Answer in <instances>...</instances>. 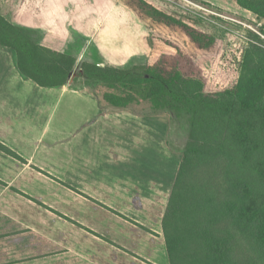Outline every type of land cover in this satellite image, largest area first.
I'll list each match as a JSON object with an SVG mask.
<instances>
[{"label": "crops", "instance_id": "obj_1", "mask_svg": "<svg viewBox=\"0 0 264 264\" xmlns=\"http://www.w3.org/2000/svg\"><path fill=\"white\" fill-rule=\"evenodd\" d=\"M13 58L0 46V144L20 157L0 149V264H170L172 115L110 106L72 79L41 87Z\"/></svg>", "mask_w": 264, "mask_h": 264}, {"label": "trees", "instance_id": "obj_2", "mask_svg": "<svg viewBox=\"0 0 264 264\" xmlns=\"http://www.w3.org/2000/svg\"><path fill=\"white\" fill-rule=\"evenodd\" d=\"M234 1L264 18V0ZM258 31L247 30L237 83L211 92L195 76L167 79L145 65L84 62L75 70L74 56L34 42L0 14V46L13 52L25 79L41 87L76 76L107 85L146 80L158 86L153 113L189 116V140L161 222L170 264H264V24Z\"/></svg>", "mask_w": 264, "mask_h": 264}, {"label": "rangeland", "instance_id": "obj_3", "mask_svg": "<svg viewBox=\"0 0 264 264\" xmlns=\"http://www.w3.org/2000/svg\"><path fill=\"white\" fill-rule=\"evenodd\" d=\"M0 14L34 42L74 56L75 70L84 62L117 68L145 65L167 79L177 73L195 76L211 92L237 83L247 30L259 33L264 24V18L234 0H0ZM74 80L77 87L100 89L101 101L110 106L143 114L154 111V82ZM16 96L10 93L2 100ZM171 122L168 145L182 156L189 116L174 114ZM5 165L9 161L1 157L0 169ZM237 193L230 188V194Z\"/></svg>", "mask_w": 264, "mask_h": 264}]
</instances>
